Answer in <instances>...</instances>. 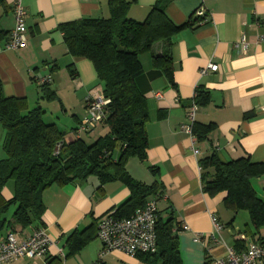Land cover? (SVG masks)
<instances>
[{
    "label": "crops",
    "instance_id": "obj_1",
    "mask_svg": "<svg viewBox=\"0 0 264 264\" xmlns=\"http://www.w3.org/2000/svg\"><path fill=\"white\" fill-rule=\"evenodd\" d=\"M4 1L0 8V81L5 97L26 98L30 110L41 107L45 111L44 121L65 133L66 142L77 139L76 129L86 115V98L103 93V84L91 61L68 54L60 27L82 19H109V0H24L28 41L18 51L5 50L15 27V15L14 0ZM126 1H134L128 17L137 22H144L157 2ZM201 7L206 10L207 21L200 25L196 22L198 26L181 31L173 39V81L152 64V55L163 54L166 45L158 43L151 52L140 56L145 74L139 87L145 92L150 115L149 147L146 161L132 158L126 165L135 181L147 186L158 184V197L152 196L148 201L157 199L161 219L173 215L180 225L188 226L187 231L179 234L183 264L222 259L237 242L240 250L253 242L241 230L237 220L240 212L235 214L225 208L226 193L211 197L204 191L201 161L216 154L225 163L247 157L255 163L264 162V0H173L166 5L165 14L179 26L196 20L195 12ZM243 40L247 42L246 52L237 47ZM210 63L218 65V71L201 75ZM71 64L77 72L74 77L68 70ZM48 75L57 96L53 102L41 99L35 81ZM197 87L210 93L211 101L199 108L196 124L215 125L208 139L202 141L197 137L193 141L182 131L188 123ZM73 98L81 104L82 112L74 106ZM109 132L107 125H100L83 138L94 143ZM1 135L4 142L5 130ZM3 142L0 161L6 159ZM118 156L115 152L114 157ZM263 178L252 181L255 190L256 186L264 189ZM13 196L14 183L9 182L3 197L10 200ZM130 196L129 188L121 180L102 185L98 178L90 177L51 186L43 193L46 211L42 220L54 244L43 258H20L12 264H146L117 250L100 258L103 245L95 231L86 246L70 254L68 240L73 234L97 227L104 215L116 211ZM14 211L15 207L11 208L7 217ZM213 215L223 226L218 234ZM251 226L246 225L252 229ZM36 227L33 224L14 234L26 238ZM259 233L254 241L264 237V228ZM7 234L5 230L0 235ZM213 234L218 242L212 239ZM198 237H204V241Z\"/></svg>",
    "mask_w": 264,
    "mask_h": 264
},
{
    "label": "trees",
    "instance_id": "obj_2",
    "mask_svg": "<svg viewBox=\"0 0 264 264\" xmlns=\"http://www.w3.org/2000/svg\"><path fill=\"white\" fill-rule=\"evenodd\" d=\"M173 0H157L144 22L128 17L132 2L109 0V19H82L60 27L68 54L85 58L94 65L104 96L110 100L103 125L109 134L88 143L83 135L66 142L65 133L55 124L44 121L41 107L30 110L26 98H7L0 81V126L5 130L3 150L7 158L0 161V234L22 233L37 224L44 226L46 211L43 193L53 185L64 186L90 177L99 179L102 185L121 180L131 192L130 198L117 208L116 217L130 218L143 208L152 196L158 197V184L151 186L135 181L127 172V162L136 158L147 160L149 147L147 124L150 120L148 100L139 87L145 71L140 56L151 52L158 43L167 50L159 56L152 55L153 67L170 81L173 77L170 49L174 37L187 28H194L199 19H191L184 25H175L165 14L166 5ZM5 4L0 0V8ZM76 76L73 64L68 66ZM36 81V79H35ZM41 99L57 100L51 85H39ZM194 101L199 107L208 105L210 93L201 87L195 91ZM215 130L214 124L194 125L198 140H207ZM57 145H61L57 152ZM118 152V158L114 153ZM204 191L211 197L226 193L224 206L237 214L249 213L251 227L244 231L253 242L264 244L259 236L264 228V198H261L252 181L264 177V162L255 163L250 158L222 162L216 154L201 161ZM151 171L155 173L154 168ZM14 183V196L3 197V190ZM15 211L7 217L11 208ZM160 214V213H159ZM96 225L84 233L73 234L69 240L70 254H76L97 236ZM181 225L172 215L167 220L159 216L157 225L158 250L156 253H139L137 258L146 264H183L179 234ZM240 245L236 243L235 247ZM240 250V249H238ZM207 258L205 264H210Z\"/></svg>",
    "mask_w": 264,
    "mask_h": 264
},
{
    "label": "built area",
    "instance_id": "obj_3",
    "mask_svg": "<svg viewBox=\"0 0 264 264\" xmlns=\"http://www.w3.org/2000/svg\"><path fill=\"white\" fill-rule=\"evenodd\" d=\"M204 1V0H203ZM24 0H14L15 27L8 36L5 45L6 51H18L27 46L28 27L26 22V11ZM195 17L199 19L197 24H203L207 21L206 10L201 7L195 12ZM241 51H247V42L242 41L237 46ZM219 66L210 63L207 68L201 70V75L208 72H217ZM53 79L50 75L36 78L38 85H51ZM161 98V94H157ZM86 115L79 123L76 129L77 137L93 133L103 125L107 117V106L110 100L104 96V93L86 98ZM199 105L193 101L188 112V123L182 126V131L196 141L194 134V125ZM57 152L61 145H57ZM159 220V206L157 199L147 201L143 208L138 209L130 218L120 219L116 217L115 212H109L98 222L97 238L101 241L103 249L100 258L112 251H121L131 256L139 253H156L158 250L157 225ZM213 224L215 233H220L223 226L219 219L213 215ZM187 225H181V231H187ZM204 237H198L202 240ZM215 242L219 240L216 234L212 235ZM54 244L51 236L45 228L36 229L26 238L19 237L14 233H8L6 236L0 235V264H12L13 261L23 258L34 260L47 256L51 246ZM210 264H264V244L252 242L246 249L238 250L235 247L227 249V256L222 259H212Z\"/></svg>",
    "mask_w": 264,
    "mask_h": 264
},
{
    "label": "rangeland",
    "instance_id": "obj_4",
    "mask_svg": "<svg viewBox=\"0 0 264 264\" xmlns=\"http://www.w3.org/2000/svg\"><path fill=\"white\" fill-rule=\"evenodd\" d=\"M72 101H73V103H74V106L75 107H77L76 109L77 110H79V112H82V106H81V104L80 103H78V101L75 99V98H73L72 99ZM3 128H2V126H0V147H2V144H1V142H3L2 141V135H1V133H3ZM99 137V136H98ZM97 137V138H98ZM4 151V150H3ZM6 154V153H5ZM6 158H7V155H6ZM264 179V178H263ZM254 181H256V180H254ZM256 190H257V193H258V195L261 197V198H264V189L263 188H259L258 186H256ZM237 220H238V222L240 223V227H241V230L242 231H245L246 230V225H251V218H250V215H249V213L248 212H246V211H241L240 213H239V215L237 216ZM252 229H254V227H252ZM156 264H160V263H156Z\"/></svg>",
    "mask_w": 264,
    "mask_h": 264
}]
</instances>
